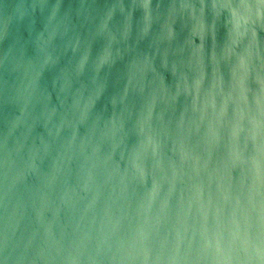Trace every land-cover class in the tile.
Returning <instances> with one entry per match:
<instances>
[{
  "label": "water",
  "instance_id": "water-1",
  "mask_svg": "<svg viewBox=\"0 0 264 264\" xmlns=\"http://www.w3.org/2000/svg\"><path fill=\"white\" fill-rule=\"evenodd\" d=\"M0 264H264V0H0Z\"/></svg>",
  "mask_w": 264,
  "mask_h": 264
}]
</instances>
